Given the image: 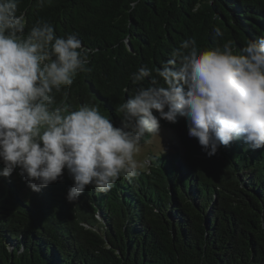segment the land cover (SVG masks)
<instances>
[{
    "label": "trees",
    "instance_id": "obj_1",
    "mask_svg": "<svg viewBox=\"0 0 264 264\" xmlns=\"http://www.w3.org/2000/svg\"><path fill=\"white\" fill-rule=\"evenodd\" d=\"M130 3L20 5L29 26L48 20L58 36L78 33L96 50L91 70L62 98L72 107H98L117 127L116 106L138 86L130 76L140 67L155 75L190 38L201 51L231 41L238 52L264 36V0H140L134 10ZM186 125L183 117L161 121L184 152L151 153L152 166L137 179L122 178L108 192L89 186L74 204L66 199L73 185L67 170L39 193L19 170L0 177V264H264V149L248 150L238 139L210 158L191 146Z\"/></svg>",
    "mask_w": 264,
    "mask_h": 264
},
{
    "label": "clouds",
    "instance_id": "obj_2",
    "mask_svg": "<svg viewBox=\"0 0 264 264\" xmlns=\"http://www.w3.org/2000/svg\"><path fill=\"white\" fill-rule=\"evenodd\" d=\"M50 2L36 0V7ZM21 3L0 0V177L19 170L39 193L67 170L73 185L66 199L74 204L89 186L108 192L149 170L153 157H141L143 149L161 139L162 120L175 124L178 117L210 158L238 139L248 150L264 149V36L238 52L231 41L203 51L195 38L182 41L155 75L147 65L131 74L138 86L116 106L117 127L98 107H72L62 98L91 70L96 50L78 33L58 36L48 20L29 26Z\"/></svg>",
    "mask_w": 264,
    "mask_h": 264
},
{
    "label": "rangeland",
    "instance_id": "obj_3",
    "mask_svg": "<svg viewBox=\"0 0 264 264\" xmlns=\"http://www.w3.org/2000/svg\"><path fill=\"white\" fill-rule=\"evenodd\" d=\"M160 138H155L151 143L147 144L143 149L141 157L151 155V153H163V152H172L179 150L183 151V143L179 140V135L173 131L161 130ZM189 142L192 147H195L198 144V141L194 138L188 136ZM191 152L195 154V158H202L198 150L191 148Z\"/></svg>",
    "mask_w": 264,
    "mask_h": 264
}]
</instances>
